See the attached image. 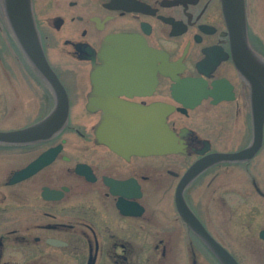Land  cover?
<instances>
[{
	"label": "flooded vegetation",
	"instance_id": "af4514ba",
	"mask_svg": "<svg viewBox=\"0 0 264 264\" xmlns=\"http://www.w3.org/2000/svg\"><path fill=\"white\" fill-rule=\"evenodd\" d=\"M30 2L68 118L48 138L0 142V264H264V97L234 62L224 0ZM244 9L264 62V0ZM30 93L26 125L53 111L56 94L0 0V131L26 126L9 122ZM153 103L172 110L122 113ZM134 117H163L179 149L119 152L98 140L99 120Z\"/></svg>",
	"mask_w": 264,
	"mask_h": 264
},
{
	"label": "water",
	"instance_id": "95a60500",
	"mask_svg": "<svg viewBox=\"0 0 264 264\" xmlns=\"http://www.w3.org/2000/svg\"><path fill=\"white\" fill-rule=\"evenodd\" d=\"M3 1L8 21L18 44L29 61L40 70L50 86H52L57 100L53 111L42 120L21 129L0 131V142H34L39 139L48 138L51 134L63 127L68 118V98L64 87L44 55L34 23L30 0ZM224 9L232 34L234 62L239 71L250 81L253 95L256 96L255 98L260 96L264 97V62L248 46L244 0H224ZM114 39L118 40L120 38ZM125 39L123 38L122 41H125ZM122 70L124 71L125 69ZM171 110L172 107H167L161 103H153L145 107L136 105L126 107L124 105L122 113L140 114L142 112L151 113L153 111L155 113L160 111L168 113ZM107 127L112 131L110 132L111 134L103 133V128ZM96 135L99 141L108 144L119 152L128 151L140 154H157L173 152L179 149L176 144V136L169 129L163 117H154L151 119L136 117L102 119L96 125ZM215 158L214 160H216ZM39 160H35L22 172L17 173V175L20 174L18 178L26 176V174L36 170L41 164ZM198 165L199 163L194 164L186 176L189 177L194 174ZM184 182L182 181L178 188L177 204L180 210L182 209L183 201L179 194ZM224 263L233 264L229 260H225Z\"/></svg>",
	"mask_w": 264,
	"mask_h": 264
},
{
	"label": "rangeland",
	"instance_id": "374dc122",
	"mask_svg": "<svg viewBox=\"0 0 264 264\" xmlns=\"http://www.w3.org/2000/svg\"><path fill=\"white\" fill-rule=\"evenodd\" d=\"M21 78H23V76ZM24 82H25V84L27 83L26 79H24ZM27 89H28V87H27ZM29 99H30L31 103L35 101V99L33 98V94H31L30 98H26V102L24 103V107H23L26 109L25 113L20 117H14V118L10 119V122H9L10 127H19L22 125H26V124L32 122L33 120L34 121L36 120L35 119L36 115L35 114H29V112H28L30 110V107L32 106L31 104L27 103V101Z\"/></svg>",
	"mask_w": 264,
	"mask_h": 264
}]
</instances>
